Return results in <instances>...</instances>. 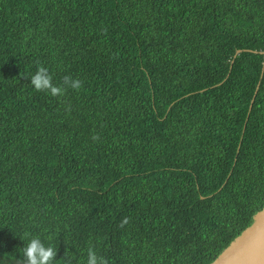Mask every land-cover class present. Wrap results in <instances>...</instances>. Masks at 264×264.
I'll return each instance as SVG.
<instances>
[{
	"label": "trees",
	"instance_id": "16d2710c",
	"mask_svg": "<svg viewBox=\"0 0 264 264\" xmlns=\"http://www.w3.org/2000/svg\"><path fill=\"white\" fill-rule=\"evenodd\" d=\"M263 51L264 0H0V264L211 263L264 206Z\"/></svg>",
	"mask_w": 264,
	"mask_h": 264
},
{
	"label": "clouds",
	"instance_id": "9594fccd",
	"mask_svg": "<svg viewBox=\"0 0 264 264\" xmlns=\"http://www.w3.org/2000/svg\"><path fill=\"white\" fill-rule=\"evenodd\" d=\"M26 77L32 90L46 92L50 96H62L66 88L79 90L81 87L80 80L68 76L63 77L61 84H53L49 69L40 64H36L35 71L32 68ZM126 222L127 220L125 219L121 223ZM19 239L22 244L19 247L18 256H16V264H54V261L59 259L54 258L56 256V248L51 244L45 243V238L41 235L25 232L24 238L21 239L19 236ZM72 259L70 255L64 256L62 264H72ZM84 264H107V261L104 257L98 256L94 249L88 248Z\"/></svg>",
	"mask_w": 264,
	"mask_h": 264
},
{
	"label": "water",
	"instance_id": "95a60500",
	"mask_svg": "<svg viewBox=\"0 0 264 264\" xmlns=\"http://www.w3.org/2000/svg\"><path fill=\"white\" fill-rule=\"evenodd\" d=\"M240 52L236 51L233 58ZM259 54L263 56L264 66V51ZM255 94L256 91L252 100ZM209 264H264V206L253 215L251 224Z\"/></svg>",
	"mask_w": 264,
	"mask_h": 264
}]
</instances>
